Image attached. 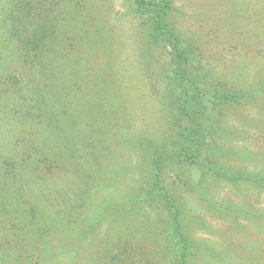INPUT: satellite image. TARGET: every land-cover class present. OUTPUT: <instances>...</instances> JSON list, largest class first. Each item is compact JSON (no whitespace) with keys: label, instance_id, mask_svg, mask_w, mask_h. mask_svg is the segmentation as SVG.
Wrapping results in <instances>:
<instances>
[{"label":"rangeland","instance_id":"1","mask_svg":"<svg viewBox=\"0 0 264 264\" xmlns=\"http://www.w3.org/2000/svg\"><path fill=\"white\" fill-rule=\"evenodd\" d=\"M172 1L174 23L195 48L202 72H209L230 91L262 87L264 0ZM126 2L66 0L58 17L60 44L49 47L58 57L48 58L45 52L22 46L20 41L29 32H23L25 19L16 18V0H0V264H42L48 258L55 259L51 264H66L54 256L50 248L54 241L39 234L42 224L55 222L64 236L71 226L67 224L70 216L77 219L71 239L78 232L84 236L80 251L70 256L76 259L73 264L115 262V253L109 250L103 260L96 254L106 245L107 226L95 227L94 219L109 197L121 194L139 174L144 152L135 146L138 134L146 135L150 120L154 134L167 131L160 119L166 80L163 56L160 49H146ZM106 33L109 40L103 42ZM74 36L78 47L69 53L67 47L73 46ZM120 40L124 46L114 49L126 52L130 63H120L116 71L122 79L117 84L111 82L114 78L107 67L118 61L111 51ZM107 78L111 81L105 93L117 101L125 116L123 107L131 113L130 128L117 121L110 107L108 127L101 120L89 134L80 136V131L73 130L81 129L85 111L96 101L94 90H83L81 84L102 88ZM245 100L237 104V113L231 109L228 113L230 125L238 127L237 131L225 133L217 142L237 148L234 153L219 155L223 165L251 176L263 164L258 158L264 156V119L252 123L259 107L248 106ZM262 104L264 97L258 102ZM96 109L94 115L103 114ZM76 144L81 146L74 150ZM84 159L89 164L84 165ZM95 161L102 162L101 166L96 163L97 170ZM5 162L16 163L15 170L10 172ZM90 173L100 177L99 192L79 208L72 205L73 212L67 208L68 202L86 194L94 179ZM204 182L200 195L190 189L179 200L193 250L191 264H264V188L248 178L234 183L217 178ZM116 210L110 207V211ZM149 214L138 232L128 227L112 247L119 252L121 247L136 244L135 257H128L127 264H176L177 256L162 236L169 223L153 208ZM86 226L91 230L82 232ZM73 240L61 242L74 247Z\"/></svg>","mask_w":264,"mask_h":264},{"label":"trees","instance_id":"2","mask_svg":"<svg viewBox=\"0 0 264 264\" xmlns=\"http://www.w3.org/2000/svg\"><path fill=\"white\" fill-rule=\"evenodd\" d=\"M16 3V18L19 20L21 16L25 19V22L22 23L23 32H29V35H25L26 39L20 41L22 46L28 45L31 50H39L42 54L45 52L48 58H57V52L50 50L49 47H52L54 43L60 44V30L58 28L60 20L58 17H60L66 0H16ZM126 8L129 16L137 22L140 28V37L146 49L148 51L152 49L161 50L166 80L162 89L164 97L162 112L164 115L160 119L165 122L167 131L164 134H154L149 129L150 120L149 125L145 127L146 135L140 137L138 134L139 141L136 142L135 146L144 152L143 159L141 158L138 163L137 171L139 174L134 175L136 176L135 180L130 182L121 194L118 195L115 191L116 197H109L104 210L95 217V227L107 226L104 237L106 245H103L96 254L103 260L107 257L109 250V253H115L112 258L115 260L114 264H127L128 257H135L132 252L137 250L136 244L130 243L124 248L121 247L119 252H116L112 245L122 239L128 227L135 228L134 232H138L143 225L142 223L147 219V215H150L149 211L153 208L161 212L165 216L164 221L169 223V228L162 236L164 235L174 250L177 256L176 264H191L190 259L193 258V250L182 222L179 208L180 197L190 189L200 195L199 193L205 190L203 188L204 180L207 181L209 178L223 179L231 183L242 178H248L258 187L264 188V156L258 158L259 164L263 163L260 170L249 176L234 169H227L223 165L219 155L234 153L237 148L229 144L219 146L217 142L225 133L237 131L238 127L233 123L230 125L228 113L231 112L230 109L237 113V104L245 99V104L248 106L257 104L256 107H259L251 122H255L258 118L264 119V105L262 104V107L261 104L258 105L261 97H264V73L259 77V84L262 87L255 85L254 89L250 90L230 91L226 89L224 84L214 81L209 72L201 71L195 48L187 39L182 37L174 23L173 12L176 8L172 0H127ZM76 38L78 37H73V46L69 44L67 47L69 53H73L76 50L75 47H78V39ZM106 40H109L107 33L103 42ZM117 43L118 45L112 48L111 53L117 55L118 61L116 64L113 63L107 67V70L112 73L114 78L110 81L118 84L121 83L122 77L116 70L120 63L129 64L130 60L125 54L126 52L124 54L121 53L122 50L116 52L114 48L119 49V45L123 41L120 40ZM122 45L124 46V44ZM130 73L132 76L131 70ZM110 81L107 78L105 85L102 83V88L97 87L96 84L94 87L88 84L82 86L81 84L83 90L85 87L94 90L93 94L96 96V101L93 104L90 103V108L85 111L86 117L81 129L73 130L80 131L78 135L89 134L93 128L99 126L97 123H100L101 120L104 124L109 122L110 107H112L118 122L125 123L127 127L130 126L131 113L123 107L127 112L125 116V112L123 111V113L119 109L121 106L117 101L108 99L105 93L106 86L110 84ZM127 89L122 90L127 93ZM131 90L129 91L131 92ZM245 93L246 95L249 94V99L246 98ZM133 105L134 103L131 104V106ZM96 108L101 109L103 114L94 115L97 111ZM260 112L261 114H259ZM92 116H94L93 119ZM92 120L93 122H91ZM83 126H86L87 129ZM106 126L108 127L109 124ZM77 146L79 145H74V150ZM67 150L71 149L67 147ZM253 155L256 154L253 153ZM83 161L84 165L90 162L88 159ZM96 161L93 165L96 166L97 163V166H101L102 162L99 164ZM54 163L58 164L57 161ZM5 164L10 172L15 170L16 163L5 162ZM75 164L77 165V162ZM51 168L52 166L47 169L49 173ZM89 175L94 178L92 183L88 185L89 189L86 190L85 195L83 193L82 195L78 194L75 196L76 199L73 197L74 200L68 202L67 208L70 210L73 208L72 205H78L79 208L95 192H99L100 177L97 178L92 173ZM110 207H116L117 210L112 212ZM76 221L77 219L74 217H69L67 224H71V226L67 227L64 236L61 228L56 227L55 222L50 224L47 222V225L42 224L43 230H40L39 234L42 239L54 241L55 246L51 245L50 247L52 251L54 250V256L66 260V264L74 263L73 261L76 259L70 258V256L74 252L80 251V246L84 240V236L80 235L81 232H78L79 235L75 240L71 239V234H74L73 231L76 228L74 226ZM116 224H120L119 227H116ZM87 229L91 230V226H86L82 232H86ZM136 237L140 238V234H137ZM63 239L75 241L74 247L63 244L61 242ZM48 259L42 264H51L55 260ZM85 263L91 264V260Z\"/></svg>","mask_w":264,"mask_h":264}]
</instances>
